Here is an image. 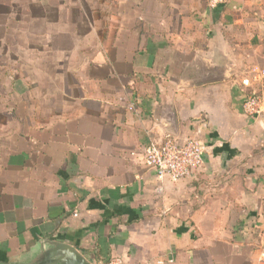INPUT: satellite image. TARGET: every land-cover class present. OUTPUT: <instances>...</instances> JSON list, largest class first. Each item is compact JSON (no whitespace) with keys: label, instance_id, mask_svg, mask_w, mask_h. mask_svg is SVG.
I'll use <instances>...</instances> for the list:
<instances>
[{"label":"crops","instance_id":"1","mask_svg":"<svg viewBox=\"0 0 264 264\" xmlns=\"http://www.w3.org/2000/svg\"><path fill=\"white\" fill-rule=\"evenodd\" d=\"M46 6L78 13L48 22L71 46L58 60L78 63L8 156L0 264H39L52 243L90 264H264V0ZM167 135L204 145L191 177L147 170L145 146Z\"/></svg>","mask_w":264,"mask_h":264},{"label":"rangeland","instance_id":"2","mask_svg":"<svg viewBox=\"0 0 264 264\" xmlns=\"http://www.w3.org/2000/svg\"><path fill=\"white\" fill-rule=\"evenodd\" d=\"M70 1L74 2L0 0V186L13 175L7 166L8 156L15 152L23 134L32 132L33 119L48 114L51 80H63L65 71L78 63L58 60L71 46L59 42L65 40L63 34L57 35L65 31L63 27L48 24L78 19L76 12H56L46 6Z\"/></svg>","mask_w":264,"mask_h":264},{"label":"built area","instance_id":"3","mask_svg":"<svg viewBox=\"0 0 264 264\" xmlns=\"http://www.w3.org/2000/svg\"><path fill=\"white\" fill-rule=\"evenodd\" d=\"M226 0H208V6L215 9ZM264 79V70H259L253 77L254 82ZM250 79L241 81L244 87H250ZM263 99L259 92L251 91L245 98L243 113L255 118L262 114ZM204 145L198 140L180 143L177 138L165 136L159 142H150L144 148V164L158 180L179 181L192 176L202 166ZM264 237V236H263ZM104 264H125L120 258H111Z\"/></svg>","mask_w":264,"mask_h":264},{"label":"water","instance_id":"4","mask_svg":"<svg viewBox=\"0 0 264 264\" xmlns=\"http://www.w3.org/2000/svg\"><path fill=\"white\" fill-rule=\"evenodd\" d=\"M39 264H90L72 247L62 243H52V248L44 253Z\"/></svg>","mask_w":264,"mask_h":264}]
</instances>
